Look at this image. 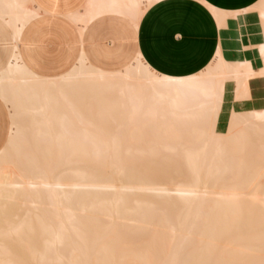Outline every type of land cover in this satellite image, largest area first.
Wrapping results in <instances>:
<instances>
[{
    "label": "bare ground",
    "instance_id": "1",
    "mask_svg": "<svg viewBox=\"0 0 264 264\" xmlns=\"http://www.w3.org/2000/svg\"><path fill=\"white\" fill-rule=\"evenodd\" d=\"M158 1L89 0L68 19L137 26ZM38 14L0 0L15 40ZM210 64L172 78L140 56L114 72L81 57L42 78L15 56L0 73V264H264V108L235 106L264 69Z\"/></svg>",
    "mask_w": 264,
    "mask_h": 264
},
{
    "label": "crops",
    "instance_id": "2",
    "mask_svg": "<svg viewBox=\"0 0 264 264\" xmlns=\"http://www.w3.org/2000/svg\"><path fill=\"white\" fill-rule=\"evenodd\" d=\"M88 1L76 6L75 0H32L39 14L24 27L18 40L0 18V73L18 56L23 66L37 75L30 61L43 48L49 16L62 17L72 26L61 32L66 43L63 48L66 70L56 77L68 73L81 57L92 65L91 56L111 60L116 67L114 70L92 65L108 72L124 69L140 56L154 72L172 78L195 75L215 57L241 72L264 69V11L259 8L262 0H160L144 12L137 26L121 15L106 13L94 18L81 32L68 17L83 12ZM251 10L256 11L257 20L251 17ZM126 23L133 34L132 52L118 46H93L97 29L104 25L108 33H114ZM248 34L255 39L249 45L245 40ZM247 48L253 49L251 54L245 53ZM224 49L228 58L223 54ZM7 125V111L0 102V128L6 139ZM4 145H0V150Z\"/></svg>",
    "mask_w": 264,
    "mask_h": 264
},
{
    "label": "rangeland",
    "instance_id": "3",
    "mask_svg": "<svg viewBox=\"0 0 264 264\" xmlns=\"http://www.w3.org/2000/svg\"><path fill=\"white\" fill-rule=\"evenodd\" d=\"M84 0H75V5L80 6ZM74 5V6H75ZM251 17L257 20V14L255 10H251ZM257 26V25H256ZM72 26L70 23L62 17H48V25L45 28V36L43 39V48L39 51L38 56L32 58L30 65L32 70L40 77H52L58 76L65 72V56L63 48L65 46V40L61 37L62 30H69ZM246 44L254 43V38L247 35ZM93 46L97 44L108 45L109 47L118 46L126 52H132L134 50V41L131 27L128 23L122 25L114 33H108V29L103 25L102 29H97L93 37ZM253 49L247 48L245 53H252ZM225 58L229 55L227 50H223ZM253 57V55H251ZM90 63L94 66H101L106 70H114L115 64L111 60H101L95 56L90 57ZM211 65V64H210ZM259 66V63H256ZM209 67V66H207ZM250 95L251 98L248 103L243 106L236 104L237 110L241 109H260L264 108V78L257 79L250 83ZM229 99V98H228ZM231 103H226L230 105ZM226 118H222L218 125L220 132L225 131ZM6 136L3 130L0 128V145H4Z\"/></svg>",
    "mask_w": 264,
    "mask_h": 264
}]
</instances>
